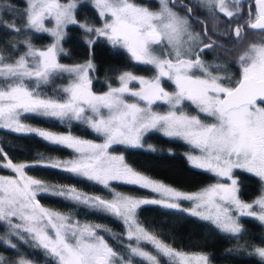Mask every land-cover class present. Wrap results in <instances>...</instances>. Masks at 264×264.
<instances>
[{
  "label": "snow or ice",
  "instance_id": "6c2138e0",
  "mask_svg": "<svg viewBox=\"0 0 264 264\" xmlns=\"http://www.w3.org/2000/svg\"><path fill=\"white\" fill-rule=\"evenodd\" d=\"M82 2L25 0L22 10L0 3V27L17 37L22 33L52 37V43L43 48L36 47L30 35L15 43L5 41L7 46L0 48V128L35 134L74 154L69 160L38 154L34 161L14 162L0 145V168L13 173L0 175V224L5 227L0 243L18 257L0 255V264H36L29 253L20 251L22 246L42 251L49 264H212L209 253L177 250L143 226L138 219L143 205L206 221L236 241L229 254L258 257L264 264V246L252 242L242 223V218H251L264 227V0H254L255 12L249 6L247 18L241 0H199L213 20L225 18L222 32L216 25L209 28L205 20L193 15L192 6L177 0H158V10L138 0H89L101 20L99 26L77 19ZM177 7L184 13L176 11ZM5 13L12 15V23L5 21ZM69 25L83 30L90 48L106 41L113 49L124 50L136 64L151 66L154 74L145 77L123 71L116 77L118 86L109 82L106 91H94L91 73L96 67L91 58L72 65L60 62L61 55H67L62 41ZM247 30L255 33L258 42L244 46ZM237 48L242 50L225 59L238 66V75L229 71L228 62L205 59L207 53L219 49V61ZM65 77L66 85L53 87ZM167 82L174 85L173 91L167 90ZM186 102L194 106L196 115L185 110ZM27 116L55 119L69 127L77 122L100 142L71 131L33 127L23 122ZM153 131L183 140L190 146L185 156L193 168L229 182L186 192L154 179L129 165L125 155L114 153V146L145 148V138ZM147 150L156 151L152 145ZM35 168L59 170L102 185L111 199L74 185L46 183L28 174V169ZM237 170L259 178L260 195L255 199L241 197ZM112 182L150 189L156 198L125 195ZM40 195L113 216L123 222L125 231L115 237L105 226L82 223L72 214L45 207ZM185 201L191 207H183ZM101 232L118 239L119 245L110 244Z\"/></svg>",
  "mask_w": 264,
  "mask_h": 264
},
{
  "label": "trees",
  "instance_id": "16d2710c",
  "mask_svg": "<svg viewBox=\"0 0 264 264\" xmlns=\"http://www.w3.org/2000/svg\"><path fill=\"white\" fill-rule=\"evenodd\" d=\"M190 1L193 13L202 17L203 20H207V26L211 28L207 15L210 13L209 10L205 7L202 8L195 0ZM138 2L147 4L149 7L156 8L157 6L156 0H138ZM0 3H10L21 10L25 7V0H0ZM249 6H251L254 13L255 5L253 0H241V7L244 10L243 15L245 18H247ZM4 19L7 23L13 22L12 15L9 13L4 14ZM77 19L80 21L87 20L96 26L101 23L89 0H84L78 7ZM222 21L225 24L224 17ZM66 32L67 35L62 41V45L67 55H61L60 62L70 65L84 63L91 58L96 67V70L91 73L93 76V90L96 92L97 90L107 88L109 82L115 85L116 77L122 71H133L147 76L154 74L151 66L136 64L131 61L124 50L113 49L106 41L100 40L90 48L86 43L83 30L78 25H69ZM25 35H30L33 43L38 48H43L52 43V37L47 33H22L20 37H17L3 27H0V48L7 46L5 41L15 43L18 39H23ZM253 42H258L256 35L252 31L247 30L244 46ZM23 50V48L20 49V51ZM238 50L240 51L242 48ZM205 58L208 57L205 56ZM66 78L57 79L53 87L63 85ZM47 90L51 91V89ZM24 122L53 131H71V133L98 140L96 134L77 122H72L71 127H69L67 123H61L55 119L33 116H27ZM144 143L145 148L143 149L129 148L126 150L124 146H116L115 148L125 155L127 163L132 167L183 190H195L216 180L214 174L202 169L193 168L188 163L185 153L190 151V146L183 140L170 138L160 132L153 131L147 134ZM0 145L4 146L5 152L8 153L14 162H31L36 159L38 154L60 160L70 159L74 155L71 149L51 145L35 134H18L2 128H0ZM148 145H152L156 151H148ZM27 171L29 175L49 184L74 185L86 193L110 197L108 190L104 189L102 185L75 178L59 170L35 168L28 169ZM0 174L13 173L9 169L0 168ZM236 175L241 181L240 194L242 198L247 201L251 200L260 191L261 182L259 178L248 173H242L240 170H237ZM112 187L130 191L133 194H144L147 192L146 189L141 187L119 182H113ZM38 199H40L42 204L57 208L67 214H72L74 218L80 221L105 226L111 230V233L115 234V237H119L125 231L123 222L113 216L95 212L85 208L83 205H77L63 198L40 195ZM184 204L187 203L184 202ZM138 219L146 227L154 229L161 239L176 248L185 251L209 253L212 258V264H261L258 257L247 258L229 254L227 250L236 243L234 239H229L224 234L216 231L208 222L201 221L199 218L190 216L187 213L163 209L157 205H143L138 210ZM242 223L248 229L252 242L263 246L261 238L264 237V227L254 222L251 218H242ZM4 231L5 227L3 224H0V234H3ZM101 235H105L106 239L113 246L119 245V240L108 233L101 232ZM145 247L149 248L148 245ZM20 251L29 253L30 258L35 260L36 264H49L48 258L44 256L42 251L32 250L26 246H22ZM0 255L12 259L18 258L14 250L7 248L2 243H0ZM164 264H166V261Z\"/></svg>",
  "mask_w": 264,
  "mask_h": 264
},
{
  "label": "rangeland",
  "instance_id": "374dc122",
  "mask_svg": "<svg viewBox=\"0 0 264 264\" xmlns=\"http://www.w3.org/2000/svg\"><path fill=\"white\" fill-rule=\"evenodd\" d=\"M156 2H157V6H156V8L154 9V7H151L153 10H158V8H159V3H158V0H156ZM195 2L196 3H199V0H195ZM199 5H200V3H199ZM146 6H148V5H146ZM201 6V5H200ZM158 7V8H157ZM203 8V7H202ZM243 22V21H242ZM101 24V23H100ZM47 26L48 27H52L53 25H52V23L51 22H47ZM97 26H99V25H97ZM199 30H200V28H198ZM197 29V30H198ZM198 30V31H199ZM64 64V63H63ZM77 64V63H76ZM69 65V64H68ZM70 65H72V64H70ZM229 71L232 73V71L229 69ZM123 72V71H122ZM131 72H133V71H131ZM121 73V72H120ZM120 73L117 75V77L120 75ZM134 74H136V75H138V76H145V77H150V76H152V75H149V76H147V75H143V74H138V73H136V72H133ZM238 73H239V71L237 72V74L235 73L234 74V72L232 73V74H234V75H238ZM68 83V78H66V80H65V82L63 83V85H66ZM113 86H118L117 84H115V85H113ZM134 86L135 87H139V85L138 84H134ZM166 88H167V90H169V91H173L174 90V85H172L171 84V82H167L166 83ZM107 90V88H105V89H103V90H97V92L99 93V92H103V91H106ZM185 110L186 111H189L190 112V114H192V115H196L197 113H196V111H195V108H194V106H192V105H190V103H188V102H186V104H185ZM24 122V121H23ZM24 123H27V122H24ZM27 124H29V123H27ZM32 125V124H31ZM33 127H37V128H42V127H38V126H35V125H32ZM42 129H45V130H48V131H52V132H56V133H67V132H60V131H53V130H50V129H46V128H42ZM73 135H76V136H80V135H77V134H74V133H72ZM80 137H82V138H84V139H91V140H95V141H97V142H100V140L98 139H93V138H88V137H84V136H80ZM116 146H114V153L115 154H122V152H120V151H118L116 148H115ZM189 152V151H188ZM73 158V157H72ZM72 158H70V159H72ZM64 160H69V159H64ZM0 175H4V176H11V175H13V174H0ZM150 176V175H149ZM237 176V175H236ZM216 177V176H215ZM238 178V177H237ZM154 179H156V178H154ZM158 180V179H157ZM161 181V180H160ZM45 182V181H44ZM217 182H221V183H228L229 181L226 179V178H217L216 177V180H214V181H211V182H209L208 184H206V185H204V186H202V187H200V188H198V189H195V190H183V191H186V192H196V191H198V190H200V189H202V188H204L205 186H208V185H212V184H215V183H217ZM47 183V182H46ZM113 183V182H112ZM139 187V186H138ZM144 189V188H143ZM117 192H120V193H123V194H125V195H128V196H132V197H136V198H142V199H152V198H156V194L155 193H153L150 189H146L147 190V192H145L144 194H133L132 192H130V191H124V190H119V189H115ZM260 195V192L256 195V197L257 196H259ZM242 197V196H241ZM255 197V198H256ZM104 198H106V199H111V196L110 197H104ZM255 198H252L251 200H253V199H255ZM251 200H249V201H251ZM186 202V201H185ZM187 204H184V202H183V207H185V208H189V207H191V203L190 202H186ZM42 204V203H41ZM42 205H44V204H42ZM45 207H47V208H50V209H53V210H55V211H57V212H61V213H64V214H67V213H65V212H63V211H61V210H59V209H57V208H54V207H50V206H47V205H44ZM82 223L83 222H86V221H81ZM88 223H91V222H88ZM93 224H96V223H93ZM142 224V223H141ZM143 226H145L144 224H142ZM146 227V226H145ZM146 228H148V227H146ZM150 231H153V232H155L156 234H158L154 229H151V228H148ZM169 244V243H168ZM171 245V244H170ZM172 247H174L173 245H171ZM264 246V245H263ZM149 248H147V250H149V251H154L152 248H151V246H148ZM174 248H176V247H174ZM177 250H180V251H184V252H187V253H195L194 251H185V250H183V249H179V248H176ZM196 252H200V251H196Z\"/></svg>",
  "mask_w": 264,
  "mask_h": 264
},
{
  "label": "flooded vegetation",
  "instance_id": "af4514ba",
  "mask_svg": "<svg viewBox=\"0 0 264 264\" xmlns=\"http://www.w3.org/2000/svg\"><path fill=\"white\" fill-rule=\"evenodd\" d=\"M177 2L178 3H182V4H186V5H190V6H192V4H191V1L190 0H177ZM142 4H144V3H142ZM145 5H147V4H145ZM158 8V7H157ZM155 9V8H154ZM176 11H178V12H180L181 14H183L184 13V9H182V8H179V7H177L176 9H175ZM193 15L194 16H196V17H198V18H200L201 20H203V18L202 17H200V16H198V15H196V14H194L193 13ZM208 15V18H209V21H210V24H211V28L213 27V25H216V27H217V31L218 32H222L223 30H224V28L226 27V24H224L223 23V21H222V19H223V16H220L219 18H217L216 20H213L212 18H211V13H209V14H207ZM206 22V24H207V20L205 21ZM243 23V22H242ZM199 28V26H197V29ZM199 30V29H198ZM213 38H216V37H213ZM221 42H224V39L222 38L221 39ZM231 46V44H229V47ZM239 48H237L236 49V52H233V53H224L222 56H221V59L219 60V61H217V54L218 53H220V50L219 49H217V50H215V51H212V52H209V53H207L205 56H207L208 58H205L206 60H208V61H210V62H221V63H223V62H228V64H229V69L232 71V73L234 72V74L236 73L237 74V72L239 71L238 70V66L232 61V60H227L226 61V59L225 58H227V57H234L238 52H239V50H238ZM241 51V50H240ZM260 192V191H259ZM258 192V193H259ZM257 195V194H256ZM256 195L253 197V198H255L256 197Z\"/></svg>",
  "mask_w": 264,
  "mask_h": 264
},
{
  "label": "water",
  "instance_id": "95a60500",
  "mask_svg": "<svg viewBox=\"0 0 264 264\" xmlns=\"http://www.w3.org/2000/svg\"><path fill=\"white\" fill-rule=\"evenodd\" d=\"M253 2H254V0H253ZM254 5H255V3H254Z\"/></svg>",
  "mask_w": 264,
  "mask_h": 264
}]
</instances>
